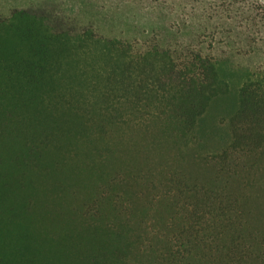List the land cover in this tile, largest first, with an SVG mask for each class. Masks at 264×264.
<instances>
[{"label": "trees", "instance_id": "1", "mask_svg": "<svg viewBox=\"0 0 264 264\" xmlns=\"http://www.w3.org/2000/svg\"><path fill=\"white\" fill-rule=\"evenodd\" d=\"M190 33L0 17V264H264V58Z\"/></svg>", "mask_w": 264, "mask_h": 264}, {"label": "rangeland", "instance_id": "2", "mask_svg": "<svg viewBox=\"0 0 264 264\" xmlns=\"http://www.w3.org/2000/svg\"><path fill=\"white\" fill-rule=\"evenodd\" d=\"M14 10L43 13L58 26L93 27L106 38L139 45L149 42L153 34L162 35L167 31L181 42L192 43L190 31L216 27L215 39L202 36L197 40L222 59L233 56L239 64L238 68L235 66L239 73L248 67L252 70L264 58V43L249 44L245 29L236 30L230 40L226 39L227 35L219 34L228 31L230 18L244 27L246 20L249 24L256 21L258 27H252L251 32L259 28L264 32V0H0V17H8ZM210 126L211 130L206 131L210 133L214 128L212 132L217 138L215 127ZM223 129H219L220 135ZM208 137V134L201 137L205 144L211 142Z\"/></svg>", "mask_w": 264, "mask_h": 264}]
</instances>
